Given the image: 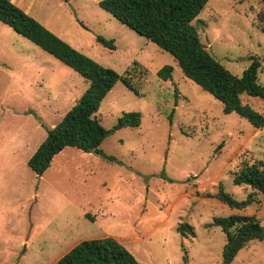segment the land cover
Wrapping results in <instances>:
<instances>
[{
	"label": "rangeland",
	"instance_id": "obj_1",
	"mask_svg": "<svg viewBox=\"0 0 264 264\" xmlns=\"http://www.w3.org/2000/svg\"><path fill=\"white\" fill-rule=\"evenodd\" d=\"M61 39L130 81L118 80L96 115L106 127L139 111V126L104 139L107 159L66 147L36 174L28 160L87 89L70 66L0 21V264H55L85 239L112 236L145 264H221L226 233L216 216L256 215L264 196L245 209L217 198L222 184L238 199L243 162L264 159L256 128L186 77L173 55L129 28L101 0H15ZM264 4L209 0L195 24L202 42L234 74L260 57L264 83ZM114 39L111 49L97 40ZM29 63L23 67V63ZM31 64L38 65L34 69ZM174 67L163 80L158 71ZM245 102L264 112V101ZM194 227L182 235L181 223ZM230 264H264V240H253Z\"/></svg>",
	"mask_w": 264,
	"mask_h": 264
},
{
	"label": "trees",
	"instance_id": "obj_2",
	"mask_svg": "<svg viewBox=\"0 0 264 264\" xmlns=\"http://www.w3.org/2000/svg\"><path fill=\"white\" fill-rule=\"evenodd\" d=\"M69 1V0H63ZM264 4V0H261ZM209 0H101L100 5L120 22L173 55L184 75L208 91L223 104L226 114L236 112L247 118L256 128L264 127V112L245 102L246 96L264 101V83L259 72L263 63L257 55H250V65L241 75L234 74L220 63L202 42L194 23ZM264 20V18L262 19ZM0 21L34 44L52 54L89 81L87 89L68 110L61 121L48 129L46 138L28 160L30 168L42 175L55 155L66 147L94 152L107 159H115L101 148L105 138L125 126H139V111L123 112L117 123L106 127L96 115L102 100L118 80L130 86L124 76L79 51L57 36L36 18L29 15L13 0H0ZM264 32V28L262 29ZM97 40L114 49V39L98 35ZM174 67L165 65L158 71L163 80L171 79ZM236 185L252 188L245 199H238L220 184L217 198L235 209H245L256 201V194L264 196V159L249 163L234 173ZM213 225L220 226L227 235L221 264H230L239 251L253 240H264V224L256 215L231 214L216 216ZM177 230L184 236L194 235V227L181 223ZM55 264H145L138 260L119 240L112 236L85 239L65 253Z\"/></svg>",
	"mask_w": 264,
	"mask_h": 264
},
{
	"label": "crops",
	"instance_id": "obj_3",
	"mask_svg": "<svg viewBox=\"0 0 264 264\" xmlns=\"http://www.w3.org/2000/svg\"><path fill=\"white\" fill-rule=\"evenodd\" d=\"M17 5H19L15 0H13ZM22 9L26 10L24 7H22L21 5H19ZM29 63H23V67L27 66ZM34 65V66H33ZM31 66H33L34 69H37L38 65L35 64H31Z\"/></svg>",
	"mask_w": 264,
	"mask_h": 264
}]
</instances>
